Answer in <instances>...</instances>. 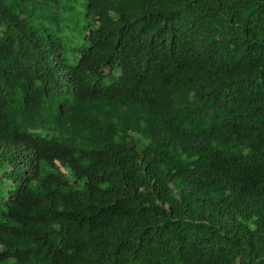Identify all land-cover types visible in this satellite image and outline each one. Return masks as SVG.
I'll return each mask as SVG.
<instances>
[{
    "label": "trees",
    "instance_id": "obj_1",
    "mask_svg": "<svg viewBox=\"0 0 264 264\" xmlns=\"http://www.w3.org/2000/svg\"><path fill=\"white\" fill-rule=\"evenodd\" d=\"M0 264H264V0H0Z\"/></svg>",
    "mask_w": 264,
    "mask_h": 264
}]
</instances>
